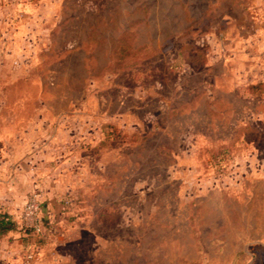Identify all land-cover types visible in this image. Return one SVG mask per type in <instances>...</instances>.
Instances as JSON below:
<instances>
[{
  "label": "rangeland",
  "instance_id": "obj_1",
  "mask_svg": "<svg viewBox=\"0 0 264 264\" xmlns=\"http://www.w3.org/2000/svg\"><path fill=\"white\" fill-rule=\"evenodd\" d=\"M14 170L56 223L5 264H264V0H0Z\"/></svg>",
  "mask_w": 264,
  "mask_h": 264
},
{
  "label": "crops",
  "instance_id": "obj_2",
  "mask_svg": "<svg viewBox=\"0 0 264 264\" xmlns=\"http://www.w3.org/2000/svg\"><path fill=\"white\" fill-rule=\"evenodd\" d=\"M14 178H9L3 173L0 175V210L7 211L14 219L18 216L22 203L28 193L37 191L40 198L52 197L51 190L36 186V182L27 176L14 170ZM49 193V194H47ZM16 232L11 231L0 238V264L17 257L21 244H24L23 235L15 236Z\"/></svg>",
  "mask_w": 264,
  "mask_h": 264
},
{
  "label": "built area",
  "instance_id": "obj_3",
  "mask_svg": "<svg viewBox=\"0 0 264 264\" xmlns=\"http://www.w3.org/2000/svg\"><path fill=\"white\" fill-rule=\"evenodd\" d=\"M39 195L36 192L28 193L23 205L22 212L19 215L20 223L24 228L32 229L33 232L40 234L43 231L49 229L52 220L50 218L43 217L41 210H39L38 205H41L39 200ZM38 209V212H37ZM34 213L37 214L34 216ZM26 260H34L36 258L35 253L29 252L26 254Z\"/></svg>",
  "mask_w": 264,
  "mask_h": 264
},
{
  "label": "trees",
  "instance_id": "obj_4",
  "mask_svg": "<svg viewBox=\"0 0 264 264\" xmlns=\"http://www.w3.org/2000/svg\"><path fill=\"white\" fill-rule=\"evenodd\" d=\"M38 194V193H37ZM68 201L67 200H62V210L64 211L67 207ZM62 213V212H61ZM55 222V221H53ZM51 223L49 229L52 227ZM56 223V222H55ZM28 231L32 229L26 228ZM11 231H21V228L16 221V219L13 218V216L8 213L7 211H2L0 210V238L4 237ZM26 236H23V241L26 242Z\"/></svg>",
  "mask_w": 264,
  "mask_h": 264
}]
</instances>
